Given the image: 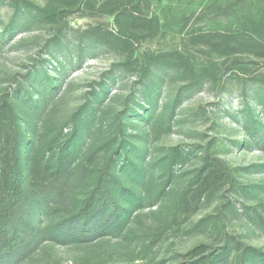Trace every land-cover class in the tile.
<instances>
[{"label":"rangeland","instance_id":"1","mask_svg":"<svg viewBox=\"0 0 264 264\" xmlns=\"http://www.w3.org/2000/svg\"><path fill=\"white\" fill-rule=\"evenodd\" d=\"M4 102L32 156L77 142L17 264H264V0H0ZM99 179L125 224L49 240Z\"/></svg>","mask_w":264,"mask_h":264},{"label":"trees","instance_id":"2","mask_svg":"<svg viewBox=\"0 0 264 264\" xmlns=\"http://www.w3.org/2000/svg\"><path fill=\"white\" fill-rule=\"evenodd\" d=\"M130 6L125 4L121 13L138 19L133 14L135 9ZM208 37L211 36H204L207 40ZM230 39L241 49L257 44L247 34L232 35ZM76 143L72 136L57 154L46 159L36 158L32 156L34 146L26 140L25 131L10 106L6 102L0 105V264H17L27 253L30 238L26 235V208H36L40 213L43 207L48 208L61 198L68 177L63 169L66 154L69 148L75 150ZM118 155L129 158L133 151L125 153L119 146ZM216 164L223 169L219 161ZM134 172L139 175L138 171ZM139 200L140 197L134 193L121 200L119 195L113 197L105 181L99 179L78 212L58 223L54 230L48 232V239L60 243H67L70 237L80 241L91 240L104 233L114 221H118L119 226L125 224L128 208L138 204ZM38 234L39 231L35 235Z\"/></svg>","mask_w":264,"mask_h":264}]
</instances>
